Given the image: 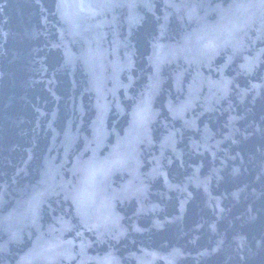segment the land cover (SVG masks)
I'll use <instances>...</instances> for the list:
<instances>
[{
    "label": "water",
    "instance_id": "95a60500",
    "mask_svg": "<svg viewBox=\"0 0 264 264\" xmlns=\"http://www.w3.org/2000/svg\"><path fill=\"white\" fill-rule=\"evenodd\" d=\"M0 264H264V0H0Z\"/></svg>",
    "mask_w": 264,
    "mask_h": 264
}]
</instances>
